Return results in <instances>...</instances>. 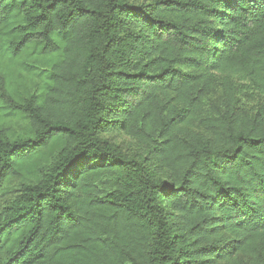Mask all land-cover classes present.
<instances>
[{
    "label": "trees",
    "instance_id": "16d2710c",
    "mask_svg": "<svg viewBox=\"0 0 264 264\" xmlns=\"http://www.w3.org/2000/svg\"><path fill=\"white\" fill-rule=\"evenodd\" d=\"M1 37L48 74H3L0 264H264V0H0Z\"/></svg>",
    "mask_w": 264,
    "mask_h": 264
},
{
    "label": "rangeland",
    "instance_id": "374dc122",
    "mask_svg": "<svg viewBox=\"0 0 264 264\" xmlns=\"http://www.w3.org/2000/svg\"><path fill=\"white\" fill-rule=\"evenodd\" d=\"M8 42L7 38H0V51L8 46ZM43 65V61L36 56H21L11 59L8 51L0 52V92L4 88L3 82L7 81L6 78L3 79V74H8L9 79L12 78L11 86L16 88L21 95L28 96L37 93L43 84V77L48 74ZM240 100L244 105L254 107L260 99L256 96L243 95ZM4 107L0 104V128L3 130L5 137L12 140L17 137L32 135L30 124L22 118L10 114ZM100 136L107 142L118 146L122 152L128 155L136 156L141 153L140 147L122 133L104 132ZM20 183L21 177L19 176H13L4 182L0 189V207L7 203L11 193L16 190Z\"/></svg>",
    "mask_w": 264,
    "mask_h": 264
}]
</instances>
